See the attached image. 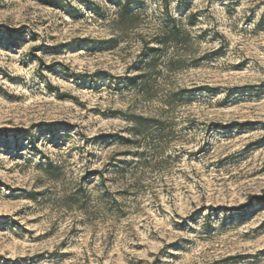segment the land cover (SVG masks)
Wrapping results in <instances>:
<instances>
[{"label":"rangeland","instance_id":"obj_1","mask_svg":"<svg viewBox=\"0 0 264 264\" xmlns=\"http://www.w3.org/2000/svg\"><path fill=\"white\" fill-rule=\"evenodd\" d=\"M264 0H0V264H264Z\"/></svg>","mask_w":264,"mask_h":264},{"label":"trees","instance_id":"obj_2","mask_svg":"<svg viewBox=\"0 0 264 264\" xmlns=\"http://www.w3.org/2000/svg\"><path fill=\"white\" fill-rule=\"evenodd\" d=\"M254 198L259 202V204L264 203V195L254 196Z\"/></svg>","mask_w":264,"mask_h":264}]
</instances>
